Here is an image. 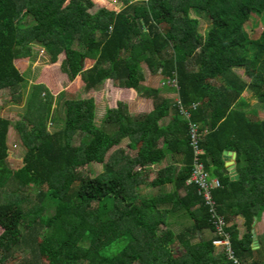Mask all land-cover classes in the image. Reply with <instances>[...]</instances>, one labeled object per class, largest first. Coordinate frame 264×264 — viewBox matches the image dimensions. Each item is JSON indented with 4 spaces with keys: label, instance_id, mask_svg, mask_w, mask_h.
I'll list each match as a JSON object with an SVG mask.
<instances>
[{
    "label": "trees",
    "instance_id": "obj_1",
    "mask_svg": "<svg viewBox=\"0 0 264 264\" xmlns=\"http://www.w3.org/2000/svg\"><path fill=\"white\" fill-rule=\"evenodd\" d=\"M96 1L0 0V90L23 82L16 61L38 45L50 63L63 55L61 70L85 91L110 80L151 104L131 113L117 101L97 124L93 97L65 99L50 131L51 98L32 84L13 125L24 150L17 167L8 160L11 121L0 115V264L19 250L30 255L18 264H233L227 245L216 253L222 236L190 180L191 126L197 161L219 181L212 198L229 248L241 264H264V235L255 243L252 235L264 212V28L257 38L245 31L264 0H119L120 9L92 10ZM143 64L161 87L144 83ZM224 151L235 154L232 174ZM91 163L102 172H87ZM182 219L189 223L175 231Z\"/></svg>",
    "mask_w": 264,
    "mask_h": 264
},
{
    "label": "rangeland",
    "instance_id": "obj_2",
    "mask_svg": "<svg viewBox=\"0 0 264 264\" xmlns=\"http://www.w3.org/2000/svg\"><path fill=\"white\" fill-rule=\"evenodd\" d=\"M99 6H107L112 8L120 9L123 6V3L119 0H98L96 1L95 7L92 10H95ZM200 27L199 30L203 33L208 22L205 18L200 16ZM264 28V14L255 13L253 14L245 26V31L247 35L251 38H257L260 32ZM63 55H59L56 62L50 63L48 61V56L38 45H32L29 55L20 57L16 61V66L22 72L24 76L23 82L16 88L12 93L9 89L0 90V115L7 117L11 121V126L8 132V144L10 147V154L8 157L9 163L13 167H17L21 163V157L23 155V148L20 145V141L14 131L13 125L16 120L20 119L21 112L24 110L26 101L29 97L30 86L32 84H42L44 86V96L50 97L51 107L49 116L46 125L48 130L52 131L54 128L60 126L59 120L62 119L64 115L63 110V100L69 98H80V97H93L96 110H95V119L97 124H100L101 119L103 118L105 109L107 107H112L116 105L117 101L126 102L128 109L131 113H139L148 111L151 107L150 100L143 99L136 95V92L130 88H123L113 84L110 80H107L100 87L96 89H90L85 91L83 89L82 82L80 77L77 76L74 79H69L67 74L61 70V60ZM92 64L91 61H85V67H89ZM144 73H145V84L151 85L153 87H161L162 80L161 76L156 74H150L146 66L143 64ZM237 73H241L242 69H237ZM168 86V85H166ZM62 94V98H59V94ZM175 92H171L170 96H174ZM245 99L248 103H254L256 101L252 92L247 91L245 93ZM260 117H264V109H258ZM57 119L58 122L52 120V118ZM80 135L76 134L74 136V143L77 144L79 141ZM129 139L124 138L121 142V147L124 148L126 152L133 154L135 152L134 148L129 147ZM86 171L90 172L92 175L102 172L101 163H91L86 167ZM143 192L154 193L155 190L149 189V187L143 186ZM30 198H34V193L30 194ZM178 221V220H177ZM181 225H175L174 230H180ZM255 231L257 234V229L260 233L264 232V220H260L255 224ZM1 232V228H0ZM221 247H215L216 252L219 253L222 250ZM17 256L14 260L7 262V264H18L21 260L25 259L29 254L27 250H19L15 253Z\"/></svg>",
    "mask_w": 264,
    "mask_h": 264
},
{
    "label": "built area",
    "instance_id": "obj_3",
    "mask_svg": "<svg viewBox=\"0 0 264 264\" xmlns=\"http://www.w3.org/2000/svg\"><path fill=\"white\" fill-rule=\"evenodd\" d=\"M146 1V0H144ZM163 84H167L169 86L177 88V81L175 78H167L164 80ZM179 102V100H178ZM200 133L198 132V129L196 126H191L190 128V140H191V147L193 149L194 153V168L191 175V181L198 184L200 193L205 200V203L209 206V210L211 212V217L215 219V225H216V233L222 237L217 238L213 241V244L216 247H223L225 245V248L223 249L224 252H226V255L228 259L232 261L233 264H241L237 258L232 253V250L229 248V239L226 232L223 230V221L221 218H218V215L216 214L215 209V202L212 198V190L219 186L218 179L209 176L208 172L204 170V167L201 162L197 161V157L203 152L202 149L198 146V138Z\"/></svg>",
    "mask_w": 264,
    "mask_h": 264
},
{
    "label": "crops",
    "instance_id": "obj_4",
    "mask_svg": "<svg viewBox=\"0 0 264 264\" xmlns=\"http://www.w3.org/2000/svg\"><path fill=\"white\" fill-rule=\"evenodd\" d=\"M262 109V108H261ZM264 118V117H263ZM232 160H233V164H234V170H235V158H231ZM224 162H225V160H224ZM168 167V170H166V176H167V178L168 177H171L170 175L171 174H169V173H171V166H167ZM262 221V220H264V212L262 213V215H261V217H260V219L257 221V222H255V224L256 223H258L259 221ZM241 218L240 217H237L236 218V222L239 224V223H241ZM189 223V221H187V220H178V221H176V224H174V226L175 225H178V224H180L181 225V228H180V230L184 227V226H186L187 224ZM255 224H254V227H255ZM179 231V230H178ZM254 231H255V228H254ZM255 234H256V231H255ZM212 235V233L211 232H209L208 230H203L202 232H201V236L202 237H204V238H208V237H210ZM256 235H258V236H262V235H264V232L263 233H260L259 231H258V229H257V234Z\"/></svg>",
    "mask_w": 264,
    "mask_h": 264
},
{
    "label": "water",
    "instance_id": "obj_5",
    "mask_svg": "<svg viewBox=\"0 0 264 264\" xmlns=\"http://www.w3.org/2000/svg\"><path fill=\"white\" fill-rule=\"evenodd\" d=\"M224 160H225V166H227V168L229 169L230 173H234V164H233V160L231 159L232 157L234 158L235 154L234 152L231 151H224ZM237 175L234 174V177H236ZM255 223V222H254ZM253 223V225H254ZM253 232V243H255V232L254 230H252Z\"/></svg>",
    "mask_w": 264,
    "mask_h": 264
},
{
    "label": "clouds",
    "instance_id": "obj_6",
    "mask_svg": "<svg viewBox=\"0 0 264 264\" xmlns=\"http://www.w3.org/2000/svg\"><path fill=\"white\" fill-rule=\"evenodd\" d=\"M175 99H176V97H175ZM217 253V252H216Z\"/></svg>",
    "mask_w": 264,
    "mask_h": 264
}]
</instances>
